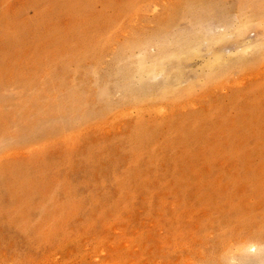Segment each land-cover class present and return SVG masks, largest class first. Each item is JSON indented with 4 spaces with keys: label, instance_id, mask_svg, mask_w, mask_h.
<instances>
[{
    "label": "rangeland",
    "instance_id": "1",
    "mask_svg": "<svg viewBox=\"0 0 264 264\" xmlns=\"http://www.w3.org/2000/svg\"><path fill=\"white\" fill-rule=\"evenodd\" d=\"M0 264H264V0H0Z\"/></svg>",
    "mask_w": 264,
    "mask_h": 264
},
{
    "label": "bare ground",
    "instance_id": "2",
    "mask_svg": "<svg viewBox=\"0 0 264 264\" xmlns=\"http://www.w3.org/2000/svg\"><path fill=\"white\" fill-rule=\"evenodd\" d=\"M224 59V58H223ZM166 64V63H165ZM163 71V70H162ZM165 72V71H164ZM163 75V74H162Z\"/></svg>",
    "mask_w": 264,
    "mask_h": 264
}]
</instances>
